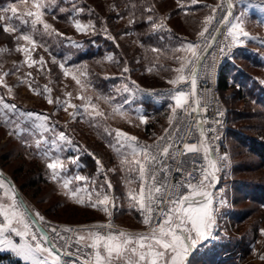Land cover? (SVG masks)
<instances>
[{
    "label": "rangeland",
    "instance_id": "rangeland-1",
    "mask_svg": "<svg viewBox=\"0 0 264 264\" xmlns=\"http://www.w3.org/2000/svg\"><path fill=\"white\" fill-rule=\"evenodd\" d=\"M87 1L95 5L104 14L110 13L114 17L115 24L120 28L117 34L119 44L124 48L129 58L134 60V64L138 63V42L133 37L131 29L128 28L132 20L128 14H124L126 4L122 0ZM231 3L233 14L229 18L230 23L223 25L221 42L218 45V48L225 56L223 63L230 61L238 67L237 70H243L249 76L255 75L259 82L264 85V71H260L257 68H244L242 63L235 58L245 52L251 54V57L256 55L258 58L264 59V0H231ZM221 4L223 5L222 9L217 7ZM9 5L16 6L18 11L25 10V6L20 1L9 3ZM214 7L217 8L215 19L209 26L208 32L205 33V38H201L198 35L203 29L204 23L195 34L189 36L188 34L183 35V42L176 53V62L173 64L170 79L179 75L175 69L179 68L182 62L191 59L189 52L180 50L183 45L189 42L199 44L200 48L197 51L201 55L211 42L214 29L220 25L221 18L228 12L226 0H215L210 12L204 17L203 22L207 16L212 15V8ZM81 11L82 7L76 8L74 11L76 13H74L75 16L73 18L69 17L64 21L58 20L55 15H51L52 13L49 15L48 13L45 14V21L51 24L62 35L53 33V35L49 36L43 34L44 30L42 26H37L38 31L33 32L31 27L27 28L26 31H21L20 29L19 32L9 33L11 38L8 42L0 40V50H3L0 51V79H2V83H0V100L9 105H16L15 111L5 109L3 115L0 116V179L5 181L6 187H11L14 190L20 210L26 214L31 231L36 234L38 239L42 238L39 233L40 229L21 205L17 196L21 192L24 193L25 200L23 199V201L25 205L43 227L53 226L60 227L61 229L74 227V230L79 231L81 228L91 229L92 227L88 228L86 225L95 224L97 221H105V223L115 221L116 223H125L131 228L147 230L146 226L141 223L142 215L140 212H137L139 215L137 216L134 212H131L130 215L122 210L123 206L126 207V210L130 208L128 192L130 189H138L139 184V181L129 183L135 174H130L126 170V166L121 164L124 155L131 150L127 148L121 149V152L118 153L110 147V144L115 143V133L117 130H120L130 136L137 137V141L135 142L137 146H147V143H151L159 139V137L164 136L165 129L169 131L171 127L169 125V116L172 115V108L175 106L174 94L178 91H184L186 94H189L188 105L191 98L190 70L193 65H188V68L184 72V75L189 77L186 82L176 86L164 82L160 85L143 87L134 79L140 73L139 70L137 67H132L128 64L127 68L133 70L132 79L129 82L125 81V83H121V86L113 88L111 91L112 96L94 90L87 78L86 64L81 66L69 65L67 54L59 57L49 47L52 43L51 40L54 39L56 44L55 50L56 52H60L61 46L65 45V47H69L77 45L75 38L88 36L90 32L94 31V29H89L86 32H77L73 27V21L77 19L83 24H92L91 21H84L78 17ZM8 14L4 15L8 16ZM251 14L255 15L253 17L254 20L249 18ZM240 21H242L243 28L249 33V36H240L233 42V38L228 35V32L232 24ZM7 23V20L1 22L2 25H6ZM21 34H31L33 39L37 41L38 46L34 51H31V57L33 60H39L43 56L46 61L44 66L37 64L29 67L25 62V54L17 49L19 47H28L31 50V46L26 41H17L16 37ZM64 37L72 38L64 39ZM39 45H43V47ZM45 48H47V51L44 50ZM85 48L86 46H83V49ZM239 49L244 50L239 51ZM210 51L208 52L209 57L214 55V52L211 51L210 54ZM53 58H55L57 63L52 62ZM106 58L107 62L116 60L112 52H109ZM59 63H64L65 67L72 68L73 73L81 80L83 87L77 85L71 78V75L65 77L62 69L59 67ZM102 70L105 71V65ZM81 72H86V75H81ZM22 81H27V83H22ZM45 86L52 90L51 93L43 92ZM237 87L238 85L236 84V86L224 93L227 102V99H230L234 95ZM37 91L42 94H36ZM67 93H71V96H67ZM46 95L51 96L53 103H48L45 98ZM78 96L90 98L91 104L87 107V110L85 109V105L88 101L78 99ZM238 98L236 95V98L233 100H237ZM57 99L61 101V104L58 105L56 103ZM222 100L225 107H227L223 97ZM64 101L77 105V109L68 107L67 111H65L66 104H64ZM145 102L153 103L156 107L165 106L167 108L166 117H162L151 132L147 131L146 126L154 118L161 115H158ZM91 105H95V109ZM245 105L251 104H246L243 99L237 100L238 108H244L243 106ZM253 109L256 108L251 106V110ZM95 111L103 112L104 115L96 116L94 114ZM29 112L33 113L31 118L27 116ZM73 113L75 114L72 115ZM184 113V111L177 110L176 121L180 120L184 116ZM36 116L48 118L45 121L48 131L35 127V125L41 123L40 120L36 119ZM140 116H143L147 120V123H140L138 119ZM227 125L228 127L233 126L237 129V126L230 123L228 119ZM60 133H64L68 139L65 141L59 140ZM38 140L41 142L39 147L36 145V141ZM227 140L228 138L226 139L227 148L219 157V165L217 166L219 169L216 173L218 182L212 192L215 224L210 230V235L206 239L199 241L196 245L195 248L199 250V253L202 251H211L212 253L223 244L232 243L234 236H240L247 229L246 225L243 226V224H251V219L249 220V218L242 224L233 223L231 220V217L236 212L235 206L237 205H235V201L238 196H236L231 183V153L230 144ZM19 141L27 146L28 152L31 155L34 154L39 158V162L44 164V168L39 163L37 164L31 158V155H22L26 152L22 150ZM73 154H77V157L73 156ZM85 154L91 155L94 158L95 168L91 171V174L80 170V176L87 177L88 179L86 181L76 180L75 177L78 171H75L77 169L73 168V166L74 164L79 166L80 163L82 167L80 156ZM4 157L7 158L5 159ZM57 158L63 161L64 167L57 170V177L54 180L52 178L53 170L48 168L47 165ZM73 160L76 162L72 163ZM97 160L103 165V173L100 171ZM21 167H23V170ZM67 167H70V170L74 171L72 175H69ZM39 170L44 173L46 181L39 183L33 188L28 187V181L34 173H39ZM105 175L111 183V188H108L107 184L104 183ZM6 178L13 182L17 191ZM68 179L71 183L65 189L62 185ZM71 184L74 188H71ZM17 185H23V189L20 191ZM77 188L88 189L89 192L93 193V200L96 198L95 192L109 195L113 202L108 205L111 217L101 210L102 206L98 205L96 208L90 207L87 194L84 192L78 193V195L84 196L85 204L80 205L75 203L70 193ZM4 191L5 189H0V203L9 204L11 201L4 195ZM245 206H249V204L240 203L238 207L241 209ZM36 213L43 216L44 220H39ZM129 215L134 220H131ZM254 216L258 220V236L255 241L253 240L251 255L242 264H264V259H261V256H264V235L261 234L262 230H264V204L259 206V210ZM2 221L3 217H0V222ZM130 221L131 223H129ZM9 235L12 236V233ZM63 236L67 238L64 234ZM54 239L52 243L64 253L65 251L77 253V248L80 247V245L75 243L76 236L73 233H71V239L68 240L69 246L67 248L63 247L64 240L59 239V237H55ZM41 242L45 246L51 247L46 240H42ZM86 251L90 250L86 249ZM56 254L61 257V261L63 260L62 264H73V261L79 264L78 255L65 256L57 252Z\"/></svg>",
    "mask_w": 264,
    "mask_h": 264
},
{
    "label": "snow or ice",
    "instance_id": "snow-or-ice-1",
    "mask_svg": "<svg viewBox=\"0 0 264 264\" xmlns=\"http://www.w3.org/2000/svg\"><path fill=\"white\" fill-rule=\"evenodd\" d=\"M25 6V10L20 12L17 7L10 5L0 10V22L8 21L3 26V31L6 33L18 32L19 27L14 26L11 21L13 18L18 19L21 24L27 25L30 23L33 32L38 31L37 26H42L46 35H62L57 32L53 26L47 23L44 19L46 9L51 5L53 0H20ZM180 3V0H177ZM198 0H191L192 5H196ZM183 7V5H180ZM217 7L223 8V5ZM232 3L228 0V12L224 15L220 23L228 24L229 16L231 13ZM152 9H149L151 11ZM79 11V10H77ZM217 8H212V15H209L204 20V27L199 32L201 38H205V33L208 32L209 26L215 19V13ZM11 13L10 16L4 14ZM152 17H149L151 20ZM73 27L77 32H86L89 29H94V25L91 23L83 24L80 20L73 21ZM156 27L163 28V20L160 21ZM214 31H219L218 28ZM228 35L232 36L233 42H235L240 36L248 37L249 33L243 28L242 21L231 25ZM111 38V37H110ZM17 41H26L31 46V50L28 47H19L17 50L25 54V62L29 67L33 65L44 66L46 61L41 56L39 60H33L31 57V51L36 49L37 41L33 39L31 34H21L16 37ZM215 39V37H213ZM43 47V45H39ZM199 44L187 43L182 46V51L189 52L191 59L186 62H182L181 66L175 71L179 73L175 78L168 80L169 84L174 86L186 82L189 77L184 75L188 65H193L190 70V82H191V95L195 96L196 89V69L195 63L199 61L200 55L198 49ZM47 51V48L44 49ZM3 51V50H0ZM153 52L159 53V49H152ZM111 59V58H109ZM53 63H57L55 58ZM59 67L62 69L65 77L71 75V78L77 85H81V80L77 75L73 73V69L65 67L64 63H59ZM152 69H149L151 71ZM79 71V69H77ZM124 72H128L129 69L125 67ZM30 75V74H29ZM81 75H86V72H81ZM2 83V79H0ZM27 83V81H22ZM83 87V85H81ZM126 90V89H125ZM35 91V90H34ZM51 89L45 86L43 92L51 93ZM36 94H42L36 92ZM67 96H71V93H67ZM188 95L184 91H178L174 94L175 106L172 108V115L169 116V125L173 126L174 121L177 118V110H183L185 113L189 111L199 110V100L195 101V107L188 106ZM48 103H53L50 95H46ZM78 99L87 100L85 109L91 104V100L88 97L78 96ZM59 105L61 101L56 100ZM67 111L68 107L77 109V105L71 104L69 101H64ZM95 109V105H91ZM15 111L16 105H9L0 100V116L3 115L4 110ZM73 113L72 115H74ZM96 116H103L104 113L95 111ZM33 113H27V116L31 118ZM37 120L41 123L35 125L44 131H48L45 121L47 117L36 116ZM140 123H147V120L140 116L138 117ZM198 125L204 123V121H198ZM179 125L174 126V131H179ZM214 131V129H210ZM111 134V133H110ZM200 136L203 138L197 144L184 143L183 150L170 153V149L174 147V143L177 138L169 133L168 129H165V135L159 137V142L155 145L157 152L153 154L150 151V146H137L135 143L137 137L130 136L129 134L117 130L115 133V143L110 144L115 151L121 152V149H130L131 151L124 155V159L121 164L126 166V170L130 174H135L129 183L139 181L138 189H130L128 192L130 207L135 208L142 215L141 223L146 226V231L143 232H126V231H114V225L109 221L106 224L94 225L91 229L81 228L76 231L72 228L62 229L65 233H73L76 236L75 243L80 245L77 248V253H71L65 251L64 255L77 256L79 264H186L187 256L189 252L196 247L199 241L206 239L210 235V230L215 224V216L213 214V197L212 193L208 190L213 186V182L216 181V173L219 171L217 167V161L209 157V148L207 146L205 132L201 130ZM68 138L64 133H60L59 140L65 141ZM179 139H183L181 136ZM163 142V143H160ZM40 141H36L37 147L40 146ZM70 143V141H69ZM119 145V147H117ZM203 151V159L206 161L207 166L195 164V160L191 161V171L183 169V161H177V166L174 171L182 173L183 180H179L176 183H172V171L170 165L165 161L168 158L176 159L178 156L187 155L189 153H199ZM129 157H131L129 159ZM76 161L73 160L72 163ZM97 164L100 166L101 173L104 172L103 165L97 160ZM48 168L53 170V179L57 177V170L64 167L63 161L58 158L49 163ZM163 173V176H161ZM198 173V175H196ZM76 180L86 181L88 178L83 176H76ZM71 181H65L62 185L67 189ZM104 183L108 188H111L110 181L107 180L105 175ZM0 189H5L4 195L9 198L11 203H0V217H3V221L0 222V250L12 249L15 250L24 260L31 261L32 264H62L61 257L54 251L56 245L52 244L51 247L45 246L41 241L46 240V237L40 239L36 234L31 231V226L26 219V214L20 210V206L16 200L14 190L11 187H6L5 181L0 179ZM84 192L87 194V200L89 206L96 208L98 205L102 206L101 210L111 217L108 205L112 204L111 197L101 192H95V200H93V193L88 189L77 188L70 193L71 198L77 204H85L84 196L78 195V193ZM67 194V193H66ZM114 206V204H113ZM39 220L43 221L44 217L36 213ZM96 229L107 231H96ZM53 232L57 233L59 239L64 240V248L69 246L68 239L61 235L57 229L53 228ZM14 233L15 236L21 240L20 244H16L8 235ZM86 233V234H84ZM264 235V230L261 232ZM34 241L35 244L29 242ZM86 249L90 251H86ZM43 257V258H41ZM264 259V256H261ZM76 264V261H73Z\"/></svg>",
    "mask_w": 264,
    "mask_h": 264
},
{
    "label": "trees",
    "instance_id": "trees-1",
    "mask_svg": "<svg viewBox=\"0 0 264 264\" xmlns=\"http://www.w3.org/2000/svg\"><path fill=\"white\" fill-rule=\"evenodd\" d=\"M20 0H0V10L10 6ZM125 3V13L131 17V29L133 37L138 42L139 62L134 64L124 48L119 44L117 34L120 28L115 24L114 17L110 13L104 14L95 5L87 0H53L46 9V13L55 15V17L64 21L69 17L75 16V10L82 7L78 17L84 21H91L94 25V31L84 37L75 38L77 45L65 47L61 46L60 52L55 50V41L49 45L51 50L59 57L67 54L69 65L81 66L87 65V78L89 84L96 91L111 95L113 88L121 86L125 81H131L133 70L124 72L123 69L129 65L137 67L139 74L134 77L140 86H155L163 84L170 79L173 64L176 62V53L183 42V35L195 34L200 30L204 17L210 12L211 6L215 0H198L196 5L191 4V0H122ZM183 5L181 7L180 5ZM149 9H152L149 11ZM20 12L24 10H19ZM75 13V14H74ZM11 13L9 12L8 16ZM254 20V14L249 15ZM149 17H152L149 20ZM163 20L164 27H156ZM11 23L19 27V31H26L30 28L21 24L18 19L13 18ZM0 25L1 22H0ZM106 28V29H105ZM189 28V29H188ZM122 30V29H121ZM18 31V32H19ZM184 33V34H183ZM111 37V38H110ZM11 35L3 31L0 26V40L8 42ZM72 37H64L71 39ZM83 46H86L83 49ZM152 49H159V53ZM244 49H239V51ZM112 52L116 60L107 62L106 55ZM242 63L244 68H257L264 71V59L256 55L243 52L235 57ZM129 64V65H128ZM105 65V71L103 67ZM246 67H245V66ZM237 66L230 61L223 63L218 76L217 85L220 94L225 100L224 93L232 87L238 85L234 95L225 100L228 110L230 123L235 124L228 127L227 138L230 144L231 153V183L238 198L235 201L236 212L231 217L233 223H244L251 219V224L246 225L244 232L240 236H234V241L229 244H223L219 249L212 252L202 251L199 253L197 248H193L187 264H242L251 255L253 242L258 236V220L254 216L259 210V206L264 204V85H262L255 75L249 76L245 71L237 70ZM135 69V68H134ZM149 69H152L149 71ZM110 93V94H108ZM237 100H245L244 108L237 107ZM240 102V101H239ZM147 103L151 109L161 116H157L149 123L146 128L151 132L162 117H166L167 108L156 107L155 104ZM251 106L256 109L251 110ZM157 115V114H156ZM25 154L31 155L28 148L19 141ZM35 162L44 168V164L39 162L36 155H31ZM5 158V157H4ZM7 158V157H6ZM5 158V159H6ZM82 162L81 171L91 174L95 168V161L91 155L80 156ZM23 170V167H21ZM15 181V179H13ZM45 182L44 173H34L28 181V187H35L41 182ZM19 190L23 185H17ZM22 193V194H21ZM19 195L25 200L24 193ZM240 203H247L249 206L238 207ZM238 209V212H237ZM240 209V210H239ZM254 218V219H253ZM253 219V220H252ZM254 240V241H253ZM0 264H29L15 257L9 252H0Z\"/></svg>",
    "mask_w": 264,
    "mask_h": 264
},
{
    "label": "built area",
    "instance_id": "built-area-1",
    "mask_svg": "<svg viewBox=\"0 0 264 264\" xmlns=\"http://www.w3.org/2000/svg\"><path fill=\"white\" fill-rule=\"evenodd\" d=\"M223 25L224 24L220 23V25L217 27L218 29H220L219 34L216 40L211 45L210 49L208 50V52L210 50L213 51L214 55H211L209 57V53L207 52L208 54H206L203 60L201 61L196 74L195 91H196L197 100H199L198 112L197 111L193 112L191 111V108H189V111L187 113H184V116L180 118V120L179 119L177 121L175 120L174 125L171 126L169 129V133H171L177 138V141L174 143V147L169 150L170 153L183 150L184 143L197 144V146L199 147V142L203 138L200 136L199 125L197 122L204 121V123L201 124L202 130L205 132V136L207 137L206 140L207 146L213 158L217 161V166L219 165V157L222 155V153L225 152V149L227 148L226 137L228 131V125H227L228 110L223 103L220 90L217 85V76L221 68V65L223 64V60H225L224 53L218 48V45L221 42ZM216 32L217 31H214V33L212 34V38L214 37ZM210 44L211 42L209 43V45ZM216 46L217 48H215ZM189 105L195 107V102L192 95L189 100ZM178 111H183V110H178ZM175 125H179L180 128L179 131H174ZM210 129H214V131H210ZM181 136L183 137L182 140L179 139ZM158 142L159 139L154 140L151 143L150 142L147 143V146H150V151L153 154H156L157 152L155 145ZM203 155H204L203 151L201 150L199 153H195V154L189 153L187 155L178 156L176 159H171V158L166 159L165 162L168 165H170L171 168L173 169L172 183H176L177 181L184 179L182 173H177L174 171L175 167L177 166L178 160L185 162L182 165L183 169H185L186 171H191L192 164L190 162L193 160H195V164L197 166L199 165H204L205 167L207 166L206 161L203 159ZM196 175H198V173H196ZM161 176H163V173H161ZM94 225H96V223L86 226L89 228ZM44 228L47 231L51 242L55 240L54 239L55 237L56 238L58 237L57 233L52 231L53 228L57 229V231L61 235L64 234L68 238V240L71 239V233L63 232L60 227L46 226ZM70 228L74 229V227H70ZM13 238L17 241L16 237ZM59 251L63 253L62 255H64V252L62 250Z\"/></svg>",
    "mask_w": 264,
    "mask_h": 264
},
{
    "label": "crops",
    "instance_id": "crops-1",
    "mask_svg": "<svg viewBox=\"0 0 264 264\" xmlns=\"http://www.w3.org/2000/svg\"><path fill=\"white\" fill-rule=\"evenodd\" d=\"M73 156H76L77 157V154H73ZM71 167H72V165H71ZM68 169H69V175H72V173L74 172L73 170L71 171L70 170V167H67ZM73 168H76L77 170H75V171H78L77 172V176H80L81 175V173H80V169H81V164L79 163V166L78 165H75L74 164V166H73ZM79 173V174H78ZM75 175V176H76ZM69 177V176H68ZM70 179V178H69ZM69 179L67 180V181H69ZM71 188H74V186L71 184ZM118 195V194H117ZM133 208V207H132ZM131 207L129 208V209H127L126 210V207L125 206H123V211L124 212H126L127 214H130L131 212H134L137 216H139L138 215V211L134 208V209H132ZM131 215V214H130ZM129 215V217H131L130 219L131 220H134L133 219V217L132 216H130ZM104 218V217H103ZM108 221H109V219H108ZM99 222V223H98ZM112 222V221H111ZM108 223V222H107ZM129 223H131V221L129 222ZM100 224H106L105 223V221H97V223H96V225H100ZM112 224L114 225V231H126V232H132V233H136V232H143V231H146V230H144V229H139V228H134V227H130L129 225H127V224H123V223H116L115 221H113L112 222ZM97 231H101V232H103V231H107V230H101V229H96ZM39 233L41 234V236L42 237H45V235L43 234V232L42 231H40L39 230ZM6 235H8L13 241L15 240L13 237H17V236H15V234L14 233H12V236L11 235H9V234H6ZM17 241H14L16 244H20L21 243V240H20V238L19 237H17ZM46 241H47V239H46ZM29 242L30 243H32L33 245L35 244V242L34 241H31V239L29 238ZM0 252H9V253H11L12 255H14L15 257H17V258H19V259H21L23 262H26V263H29V264H32V262L31 261H26V260H24L15 250H12V249H4V250H0ZM42 258V257H41Z\"/></svg>",
    "mask_w": 264,
    "mask_h": 264
},
{
    "label": "water",
    "instance_id": "water-1",
    "mask_svg": "<svg viewBox=\"0 0 264 264\" xmlns=\"http://www.w3.org/2000/svg\"><path fill=\"white\" fill-rule=\"evenodd\" d=\"M226 2H227V4H228V0H226ZM231 13L233 14V11H232V10H231ZM231 16H232V15H231ZM231 16H229V18H230ZM219 31H220V29H219ZM219 31H217L216 34L214 35L215 39L212 38L211 44H210V45H209V46L203 51V53L200 55V59H199V61L196 63V66H195L196 74H197V71H198V68H199V65H200L201 61L203 60V58H204L205 55L207 54V52H208V50L210 49V47H211V45L213 44V42L216 40V38H217V36H218V34H219ZM193 98H194V102H195V101L197 100V97H196V91H195V96H193ZM195 106H196V105H195ZM197 112H198V110H197ZM199 130H200V132H201V130H202V126H201V124H199ZM209 157H210L211 159H214L213 156H212V154H211V152H210V150H209ZM214 160H215V159H214ZM216 177H217L216 181L214 182L213 186L209 189V191H210L211 193L214 191V189H215V187H216V185H217V182H218V176H217V174H216ZM6 179L9 181V183L11 184V186H12L14 189H16L15 185L13 184V182H12L10 179H8V178H6ZM16 191H17V189H16ZM17 196H18V199H19L21 205L23 206V208L27 211V213L29 214V216H30V217L32 218V220L34 221V223L37 225V227L40 229V231H42L43 234L45 235V237L47 238V242H48V244H49L50 246H52L53 243L51 242V240H50V238H49V236H48V233H47V231L45 230V228L41 225V223L38 221V219H37V218H36V217L30 212V210L27 208V206L25 205V203H24L22 197H21L19 194H17ZM54 250H55L57 253H59V254H63V253H61L56 247H55ZM192 253H193V249L189 252V254H188V256H187L186 264H187V262H188L190 256L192 255ZM77 259H78V258H77Z\"/></svg>",
    "mask_w": 264,
    "mask_h": 264
}]
</instances>
